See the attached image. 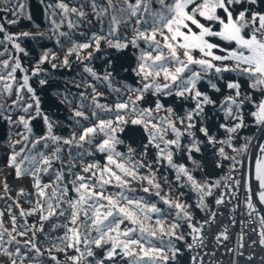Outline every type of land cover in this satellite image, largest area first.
<instances>
[{
    "label": "snow or ice",
    "instance_id": "obj_1",
    "mask_svg": "<svg viewBox=\"0 0 264 264\" xmlns=\"http://www.w3.org/2000/svg\"><path fill=\"white\" fill-rule=\"evenodd\" d=\"M38 4L0 0V264H264V0Z\"/></svg>",
    "mask_w": 264,
    "mask_h": 264
},
{
    "label": "trees",
    "instance_id": "obj_2",
    "mask_svg": "<svg viewBox=\"0 0 264 264\" xmlns=\"http://www.w3.org/2000/svg\"><path fill=\"white\" fill-rule=\"evenodd\" d=\"M28 5L30 6L33 15H34V21L36 23H39L41 25H43L44 23V19H43V14H42V5L38 4V0H27ZM29 22L25 21V25H28ZM32 31H35V28L31 29ZM48 47H53V44L51 42H49L47 44ZM58 52V54H60L61 56L63 55V53L59 50V49H54ZM37 51H39L37 49ZM94 64L98 67V68H102L101 62L99 60H96L94 62ZM47 67V66H46ZM77 71H79L78 66L74 63L72 69H57L55 70V77H54V84H58L60 86V89H63L65 86V82L66 81H70L77 73ZM68 87L71 89V91L75 92L76 89L74 87L71 86V84H68ZM56 89L53 88L52 90L49 91V94L47 97H44L45 100V107L53 113L54 117L59 118L61 120H63L67 115V111L66 109L62 106V105H58L57 102H55V98L52 96V92L55 91ZM43 96V94H41ZM6 171V170H3ZM3 171H0V176L3 175ZM14 184L16 183H21V182H13ZM133 187H138L137 185H133Z\"/></svg>",
    "mask_w": 264,
    "mask_h": 264
},
{
    "label": "built area",
    "instance_id": "obj_3",
    "mask_svg": "<svg viewBox=\"0 0 264 264\" xmlns=\"http://www.w3.org/2000/svg\"><path fill=\"white\" fill-rule=\"evenodd\" d=\"M226 217H227V211H225V219H222L220 221V223H222V224L227 223ZM229 228H230V231L235 233V229H233L231 225H229ZM245 230L247 231V226H245ZM214 231H215V229H213V232ZM237 239H238V237H237ZM245 242L248 243L247 240ZM206 243L209 245L210 248L213 247V240H212V234L211 233L208 234V239H207ZM226 246L232 247L233 253H235L236 247H235L234 243L229 242L228 245H226ZM206 259L210 260L212 262V264H226L229 257L224 255V247H221L219 249V251L217 252L216 256L213 257V256L209 255ZM231 259H232L233 264H236L237 257L235 255H232Z\"/></svg>",
    "mask_w": 264,
    "mask_h": 264
}]
</instances>
